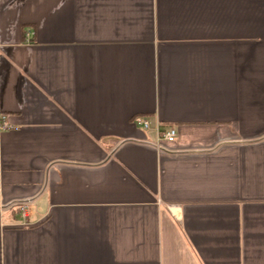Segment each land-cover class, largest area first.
Here are the masks:
<instances>
[{"label": "crops", "instance_id": "crops-1", "mask_svg": "<svg viewBox=\"0 0 264 264\" xmlns=\"http://www.w3.org/2000/svg\"><path fill=\"white\" fill-rule=\"evenodd\" d=\"M0 264H264V0H0Z\"/></svg>", "mask_w": 264, "mask_h": 264}, {"label": "built area", "instance_id": "built-area-1", "mask_svg": "<svg viewBox=\"0 0 264 264\" xmlns=\"http://www.w3.org/2000/svg\"><path fill=\"white\" fill-rule=\"evenodd\" d=\"M5 119V117H3V120ZM138 124L142 125L145 128H149L150 126V122L147 119H139L138 120ZM3 127H9V124L4 120L3 121ZM177 135V131L175 128H170L165 135L163 136L164 139H166L167 141H174ZM18 207L20 209V213L22 215V217L27 220L29 217L28 214V202L27 201H23L21 203L18 204ZM27 224V223H26Z\"/></svg>", "mask_w": 264, "mask_h": 264}]
</instances>
